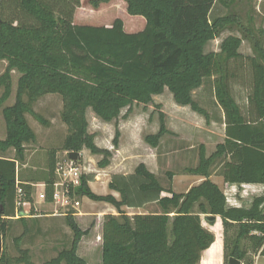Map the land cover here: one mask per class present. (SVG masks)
<instances>
[{
    "label": "trees",
    "instance_id": "16d2710c",
    "mask_svg": "<svg viewBox=\"0 0 264 264\" xmlns=\"http://www.w3.org/2000/svg\"><path fill=\"white\" fill-rule=\"evenodd\" d=\"M6 0H0V60L6 61L0 76L3 93L0 104L10 95V74L16 70V98L2 108L5 138L0 150L14 149L13 159L0 157V235L4 243L10 222L18 211L16 162L24 159L25 143L35 140L26 113L39 121L32 104L46 94H59L64 110L62 119L69 125L61 148L79 152L86 147L102 153L100 167L108 164L109 151L99 149L87 132V108L105 122L116 120L125 107L146 105L164 89L176 104L190 109L208 121V112L193 98V91L204 79L213 78L214 99L224 115L225 137L215 150L205 155L199 146L198 163L186 168L203 181L184 193L164 188L144 163L132 173L111 174L108 188L119 194H97L89 181L94 175L82 173L80 184L71 189L77 195L112 205L118 215L102 219L101 264H198L201 253L216 241L202 224L206 215L221 218L223 264L233 257L240 264H252L256 254L264 255V195L253 198L248 207L227 204L226 195L210 177V167L220 161L225 183L264 184V43L263 29H255L251 19L241 24L237 15L210 19L216 1L226 0H123L130 16L145 19L143 28L126 31L121 17L110 24H83L73 19L80 0H11L21 16H4ZM110 0H90L93 8ZM231 1V0H230ZM232 25L242 36L227 35L218 51L206 52L205 46ZM247 39L252 55L239 51ZM248 81V90L236 97L233 79ZM25 97V99H24ZM160 115V127L144 140L156 147L167 132ZM116 125L112 144L118 145ZM76 163V161L74 162ZM55 151L48 158L45 201L52 200ZM171 177V173H169ZM24 199L30 200L31 188L19 186ZM165 192L167 195H163ZM156 203L160 211L128 215L122 207L141 208ZM17 208V209H16ZM17 210V211H16ZM203 216V217H202ZM208 223H211L207 221ZM73 232L69 249L46 264H86L77 254L85 234L70 216ZM215 235V237H214ZM215 239V241H214ZM26 251L20 260L29 263ZM0 264H11L2 250Z\"/></svg>",
    "mask_w": 264,
    "mask_h": 264
},
{
    "label": "rangeland",
    "instance_id": "374dc122",
    "mask_svg": "<svg viewBox=\"0 0 264 264\" xmlns=\"http://www.w3.org/2000/svg\"><path fill=\"white\" fill-rule=\"evenodd\" d=\"M89 1L80 0V5L75 9L73 16V19L75 18L77 22L100 25L110 23L115 17L127 20L129 16L122 2L123 0H110L108 3H100L98 8H93ZM226 3L216 1L210 12V19L234 14L239 17L241 24L246 25L249 18L255 29L264 30V0H226ZM5 4L4 16L19 20L21 16L13 2L6 0ZM227 35L242 36L236 25H232L226 28L219 37L209 41L204 50L206 52L211 50L218 51L220 42ZM239 51L245 56L253 54L251 44L247 39L243 38ZM6 64V61L0 60V76L4 73ZM19 75L16 70L11 71L10 95L0 104L1 129L5 128L2 108L15 102ZM241 80L242 82L233 79L231 82L235 96L240 99L243 93L245 94L246 90H248V81L245 80V77H241ZM3 89V85L0 84V97ZM192 95L194 100L211 117L215 116L218 118L220 110L214 99L213 78L204 79L201 86L196 88ZM180 106L174 102L172 94L166 88L161 94L153 95L152 101L146 105L134 103L130 109L127 107L123 108L118 118L111 122L101 120L91 108H87L85 111L87 132L92 136L94 144L99 149L107 150L110 153L107 157V166L100 167L98 162L103 159L104 154L91 153L86 147H83L78 152L80 159L74 165L81 169V173L94 175L93 181L88 182L90 189L97 194L112 192L108 188L111 174L117 171L122 173L132 172L139 163H144L147 169L156 175L164 188H171L175 193H184L190 186L198 183L201 180V176L189 174L185 169L197 165L199 146L201 144L204 146L205 155L209 156L215 150V143L219 139L217 137L210 139L201 132L192 130L190 124L194 125L195 122L194 116H191L193 111L189 106L186 108ZM32 110L44 120V122L39 121L31 113L25 114L27 122L38 141V145L41 144L39 149L43 148L44 150L42 152L43 156L41 151L37 152L41 155L40 159L47 163V171L44 173V178H48L50 151H55V168L57 164L65 165L71 161L68 157V153L71 151L61 148L66 135L69 134V125L63 121L61 116L64 105L59 94H46L39 97L32 104ZM161 114L163 115L162 120L167 132L162 135L156 147H151L145 142L144 137L159 130ZM116 125L119 130V137L118 145L114 147L112 139ZM31 148L35 147L32 146ZM221 169L220 161L213 163L210 167L209 178L218 183L217 185L220 184L224 187ZM55 172L54 169V179L58 180ZM169 173H171V177ZM73 191L71 192L70 203L66 207L60 206L58 209V214L63 215H58L54 219L35 216L37 214H50L51 211L48 207L43 206V200H40V203L38 202L36 192H31L30 200L22 199L23 203L25 202L19 206L22 214L15 217L13 221L11 220L10 228L2 245L3 251L11 260V264H27L26 261L20 260L22 250L26 251L27 255L25 258H28L29 263L46 264L56 258L61 251L69 249L73 232L67 224V216H70L76 225L82 231H85L78 243L77 254H83L86 245L94 247L96 239H100L96 236V233L101 229L103 215L107 212L116 211L111 210V206L108 203L90 200L86 196L75 194ZM225 191L226 197L231 199V190ZM234 191L239 204L248 206L257 195H264V185L238 186L234 188ZM115 195L119 197L117 193ZM163 195H167V193ZM124 211L130 212L127 209ZM158 211H160L159 206L156 203H151L143 210H135V213ZM202 224L212 233L214 231L216 241L219 242L216 246H219L223 230L216 224L212 231L211 228L215 224L208 223L204 219ZM86 253L90 255L91 263L94 264L98 261V249L91 252L86 251ZM251 257L254 259V256ZM61 264H65L64 261Z\"/></svg>",
    "mask_w": 264,
    "mask_h": 264
},
{
    "label": "crops",
    "instance_id": "0c3cea01",
    "mask_svg": "<svg viewBox=\"0 0 264 264\" xmlns=\"http://www.w3.org/2000/svg\"><path fill=\"white\" fill-rule=\"evenodd\" d=\"M124 6L126 7L125 3H124ZM122 20L124 23V29L126 31H137V30L143 28V26L145 25V19L141 16H130L129 15L127 17V20L124 18H122ZM74 21L77 22L75 20V18H74ZM78 21H81V20H78ZM110 23H105V24H110ZM211 51H213V50H211ZM180 107L186 108L188 106H180ZM219 110H220V113L218 114V118H216L215 116L211 117L209 115L207 122L205 119L203 120V116H200L199 114H197L194 111L192 112L193 115H191L192 117L194 116L193 118L195 121L194 125L190 124V127L192 128V130H194L195 132L196 131L201 132L202 134L205 135V137L210 138V139L217 137L219 139V141L215 143V146L217 143L222 142L224 137H225L224 115H223V111L221 110L220 107H219ZM5 131H6L5 128L4 129L0 128V140L4 139ZM37 142L38 141L35 138L34 141H31L29 143L24 144V146H25L24 159L16 162V185L18 187L19 186H21V187L29 186L31 188L32 192L34 191L37 193L36 198H38V202L40 203V200L42 201V199L39 197V193L44 190L45 182L47 179V178H44V173L47 171V163L45 161H43V159H40V156L44 155V154H42V152H44V150H43V148L39 149V148H41L40 147L41 144L38 145ZM36 144H37V146H35ZM32 146H34L35 148H31ZM37 151H39V152L41 151V155L38 154ZM27 152H29V153H27ZM14 156H15V153H14L13 148H9L5 151L0 150V157L13 159ZM132 172H128V173H132ZM114 173L128 174V173H122L120 171H117ZM109 180H110V178H109ZM54 181H55V179H54ZM202 181H203V177H201V180L198 183H196L195 185H198ZM223 183H224V187H222L220 184L218 186L224 192V194L226 195L225 190H231L230 192H232V198L230 197L231 199L226 197L227 204H229L230 206H233V207L243 206L242 204H239V200L235 197L236 193L234 191V188H237L238 185L229 184V183H225V182H223ZM216 184H218V183H216ZM259 185L262 186L264 184H241L240 186L246 187V186H259ZM191 187L192 186H190L187 190H189ZM109 193H112L116 198H119L115 195L117 192L112 191ZM101 194H107V193H101ZM163 194H165V192L162 193V196H163ZM70 196H71V194L69 195V198L67 200V204H69L71 201ZM118 196H119V194H118ZM257 196H260V195H257ZM43 201H44L43 206L48 207L51 210L50 214H37V215H35L36 217H46L49 219L50 218L54 219L58 215H60V216L63 215V214H58V209L61 206V205H59V203H55L53 200H51V201L43 200ZM67 204L65 205V207L67 206ZM149 204H151V203H146L141 208L122 207V209L123 210H125V209L129 210L131 213L130 212H126V213L131 216V215L135 214V210H143ZM110 206H111V210L113 209L116 211V209L112 205H110ZM248 206H245V207H248ZM17 210L20 211V208H18ZM136 213H138V212H136ZM147 213L148 212H144L141 214H147ZM105 214L118 215V212L117 211L116 212L111 211V212H107ZM15 217H17V213H16ZM15 217H13L11 220L13 221V219H15ZM214 224H218L220 229L223 230L221 218L218 215L216 216V221ZM101 233H102V227H101L100 231H98L96 233V236L100 237V239H96L94 247L92 245H86L84 247L85 248V250H84L85 254L84 253L78 254L80 257H82L85 260L86 264H93V263H91V257H89L90 255L89 254L87 255L86 251L91 252L92 250H96V249H98L99 257H98V261H96L94 264H101V261H102V258H101ZM222 237H221V243L219 246H213V243H214L213 242L206 250H204L201 253V258H200V261L198 264H223V240H222ZM214 241H215V239H214ZM252 264H264V255H260L259 253L254 255V259L252 261Z\"/></svg>",
    "mask_w": 264,
    "mask_h": 264
},
{
    "label": "built area",
    "instance_id": "2783aa9c",
    "mask_svg": "<svg viewBox=\"0 0 264 264\" xmlns=\"http://www.w3.org/2000/svg\"><path fill=\"white\" fill-rule=\"evenodd\" d=\"M55 171L58 180L53 182L52 200L55 203H59L61 206H65L70 195V187L72 189L80 184V175L82 174L81 169L74 165V161L71 160L69 164H57ZM17 193V207L19 208L20 205L25 203L22 201L24 194L20 187H18ZM39 197L42 200H45V190L39 193ZM21 214L22 211L17 213V216H20Z\"/></svg>",
    "mask_w": 264,
    "mask_h": 264
},
{
    "label": "water",
    "instance_id": "95a60500",
    "mask_svg": "<svg viewBox=\"0 0 264 264\" xmlns=\"http://www.w3.org/2000/svg\"><path fill=\"white\" fill-rule=\"evenodd\" d=\"M68 157L70 160L75 162V161L80 159V154L78 152L71 151L68 153ZM205 220L209 221L211 223H215L216 216L215 215H206ZM2 245H3V241H2V236L0 235V257H1L2 250H3ZM229 264H240V261L231 257V258H229Z\"/></svg>",
    "mask_w": 264,
    "mask_h": 264
}]
</instances>
